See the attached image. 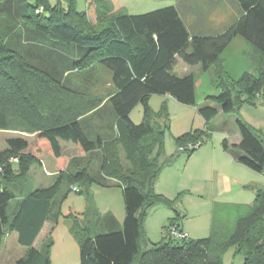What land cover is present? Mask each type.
<instances>
[{"label":"trees","instance_id":"1","mask_svg":"<svg viewBox=\"0 0 264 264\" xmlns=\"http://www.w3.org/2000/svg\"><path fill=\"white\" fill-rule=\"evenodd\" d=\"M236 1L239 16L222 32L208 34L191 32L174 5L116 14L105 4L100 10L98 2L91 21L85 12L73 7L63 12L50 7L48 0H0V129L35 134L30 141L22 136L7 139L0 151L1 179L12 182L27 176L31 166L41 164L44 153L60 169L50 185L28 192L22 187L18 195L14 187L2 185L0 243L15 231L26 248L11 264H51V233L58 223L52 201L58 187L64 178L91 181L86 166L76 170L71 165L60 140L74 143L82 155L99 150L100 172L122 183L121 226L110 212L96 219H87L86 213L83 218L63 215L79 247L77 264H225L222 255L229 247L243 256V264H264V191L259 188L250 205L236 210L226 234L212 230L205 238L169 237L167 242L151 243L141 224L147 208L172 206L154 192L164 164V126L155 118L164 111L154 114L149 98L167 94L181 104L196 105L194 74L172 72L177 57L214 73L219 93L207 95L204 105L197 107L206 122L219 111H235L243 102L264 103V0ZM236 35L256 51L257 75L247 71L233 80L222 67L221 53ZM94 65L111 72L114 91L104 100L92 95L98 80ZM138 103L143 117L136 124L130 112ZM94 125L111 132L94 131ZM236 127L240 141L229 144L224 138L222 148L235 150V159L245 167L264 172V135L239 118ZM205 133L186 132L174 138L175 143L202 139ZM14 156L16 164L9 162ZM175 219L168 225L179 228Z\"/></svg>","mask_w":264,"mask_h":264},{"label":"rangeland","instance_id":"2","mask_svg":"<svg viewBox=\"0 0 264 264\" xmlns=\"http://www.w3.org/2000/svg\"><path fill=\"white\" fill-rule=\"evenodd\" d=\"M105 10V6L113 13L141 14L166 6L174 5L180 12L186 27L191 31H203L214 34L225 30L240 14L236 0H48L50 7H58L67 12L73 7L77 12H85L91 19L95 17L96 9ZM47 12H45L46 14ZM257 53L244 37L236 35L221 53L222 67L228 76L236 80L244 72L257 75L253 60ZM98 73V80L92 89V95L107 98L114 91L108 72L94 65ZM199 65H187L181 61L174 66L173 73L183 76L193 73L195 76L196 105H185L177 102L165 94H153L149 98V107L154 114H160L155 120L163 127L161 149L163 151V168L154 184V192L172 201V206L156 204L146 209L142 219V232L151 243L167 242L169 239V220L178 221L179 226L187 232L189 239L207 237L212 230L219 233H229L233 227L237 206H248L255 196V189L264 191V172H249L244 179L249 181L246 188L240 192L225 193L219 189L221 186V171L224 163L222 157L228 158L232 154L222 148L221 142L234 141L238 138L236 119L249 124L254 129H259L264 135V103L256 99L255 104L243 102L231 113L220 112L208 123L197 112V107L204 105L202 100L207 95L218 94L213 72L202 71ZM111 73V72H110ZM143 117V106L138 103L130 112L133 123H140ZM94 131L110 134L109 128L93 127ZM201 130L202 144L191 153L179 152L175 143L177 136L183 133ZM207 130L209 133L207 135ZM26 138L29 134L21 133ZM17 131L0 129V151L6 148L7 139L19 137ZM71 165L79 170L86 166L90 183L84 178L62 179L57 194L52 201V215H56L59 227L51 234L53 241L50 252L51 264H77L79 262V247L66 250L67 257L62 256L63 242L60 238V224L64 221L63 215L72 213L80 218L87 215V219H96L98 215L112 213L118 223L122 224L125 210L122 197V183L120 180L104 175L100 172L101 152L93 151L82 155L72 147L64 148ZM158 150L156 147L155 151ZM228 156V157H227ZM119 158L124 166L127 163L119 150ZM12 164H16L15 161ZM32 167V166H31ZM31 175L15 177L12 182H6L0 176V190L4 187H14L16 194H20L22 185L31 189L42 188L50 185L55 176H47L45 167L34 164ZM50 170L51 168H47ZM72 173L71 167H68ZM75 185L77 192L69 191ZM89 190V195L87 194ZM223 190V188H222ZM218 201H225L221 203ZM218 202V203H217ZM178 214L179 216H176ZM66 220V219H65ZM11 238L0 247V264H11L21 257L25 246L18 243L16 232H10ZM55 240V242H54ZM76 242V241H75ZM55 243V244H54ZM53 251V252H52ZM225 264H243V256L236 253L233 247L226 249L222 255Z\"/></svg>","mask_w":264,"mask_h":264},{"label":"crops","instance_id":"3","mask_svg":"<svg viewBox=\"0 0 264 264\" xmlns=\"http://www.w3.org/2000/svg\"><path fill=\"white\" fill-rule=\"evenodd\" d=\"M91 21H94L95 20V17L93 19L90 18ZM179 63H181V59L179 57H177V62L175 65H178ZM174 65V66H175ZM174 66H173V69H174ZM198 68L200 69V66H198ZM173 69H172V72H173ZM105 70V69H104ZM107 71V70H105ZM108 72V71H107ZM109 76H110V80H111V73L108 72ZM175 74V73H174ZM193 74V73H192ZM180 76V75H178ZM167 97H170L169 95L165 94ZM212 95H216V94H212ZM172 98V97H171ZM197 99V95H196V91H195V100ZM202 102H204V100H202ZM204 104V103H203ZM220 113V111L218 112V114ZM208 123V122H207ZM21 134V133H20ZM22 137H24L23 134H21ZM29 137L30 138H26L27 140H33L34 137H35V134H29ZM240 141V135L238 133V138L237 139H234V141L230 142L228 141L229 144H237L238 142ZM60 145H61V148H62V151L67 155V152L65 151V147H68V148H76L77 149V146L70 142V141H64V140H60ZM78 150V149H77ZM231 150V149H229ZM229 150H227L228 152H230ZM79 151V150H78ZM80 153V152H79ZM237 154V152L235 150H233V153L230 155V154H227L229 155L228 158H223L220 160L222 163H224V166H223V169L220 173L221 175V186H219V189H221V191L225 192V193H231V192H240L242 190V188H246V184H250L249 181H246L245 176L249 175L247 171H251V173H257V172H254L252 171L251 169L245 167L244 165L240 164L236 159H235V155ZM68 156V155H67ZM42 168H46L45 169V174L47 176H50V177H53L55 176V174L60 170L56 164V161L51 158L47 153H44L43 156H42V159H41V164H39ZM47 168H51L50 170H48ZM34 165L29 169L27 175H31L34 171ZM259 174V173H258ZM263 174V172L261 173ZM23 187V191L24 192H28L30 190H32L31 188L29 187H26L25 185H22ZM223 188V190H222ZM218 202H221V203H226L225 201H218ZM217 202V203H218ZM241 206H237L236 210L238 208H240ZM66 218H64V221L61 222V228H60V238H61V241L63 242V250H62V256L63 257H67V253L65 254L66 250H70L72 247H73V243H77L75 242L76 240L74 239V237L71 235V233L69 232L68 230V226H67V219L65 220ZM59 223H57L56 227L53 229L52 231V236H54V232L55 230L59 227ZM179 229L180 230H183L180 226H179ZM10 232H15V231H10ZM8 232L6 234V236L4 237V239L2 240V242L0 243V247L2 245H4V241L5 243H7L9 241V239L11 238V233ZM185 232V231H184ZM187 233V232H186ZM17 235V234H16ZM188 235V234H187ZM17 238V236H15ZM55 242V240H54ZM55 244V243H54ZM78 246V244H76ZM53 252V251H52Z\"/></svg>","mask_w":264,"mask_h":264},{"label":"built area","instance_id":"4","mask_svg":"<svg viewBox=\"0 0 264 264\" xmlns=\"http://www.w3.org/2000/svg\"><path fill=\"white\" fill-rule=\"evenodd\" d=\"M202 141H203V139H197L195 141H188L184 144L179 145L178 151L179 152H184V151L189 152V151L195 150L202 144ZM17 160H18V156H14V157L9 159V162H13V161L17 162ZM0 171H2L1 166H0ZM71 191L77 192L78 191L77 186L72 185ZM168 233H169L170 238L178 240V241H181L187 237V233L184 232L183 230H180L175 225L169 226Z\"/></svg>","mask_w":264,"mask_h":264}]
</instances>
